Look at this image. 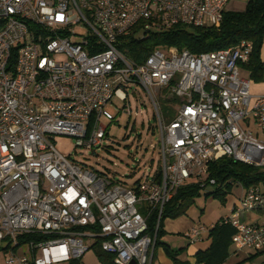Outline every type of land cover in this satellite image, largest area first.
Returning a JSON list of instances; mask_svg holds the SVG:
<instances>
[{
    "label": "built area",
    "instance_id": "2783aa9c",
    "mask_svg": "<svg viewBox=\"0 0 264 264\" xmlns=\"http://www.w3.org/2000/svg\"><path fill=\"white\" fill-rule=\"evenodd\" d=\"M229 0H0V242L5 264L80 259L95 243L112 264H152L163 208L185 184L207 178L211 162L229 157L264 168V93L240 67L249 40L193 53L156 46L140 60L126 56L130 37L175 25L214 26ZM165 51L168 54H165ZM140 86L154 108L160 164L124 186L55 147L56 136L95 151L107 139L113 111ZM178 102L165 122L157 94ZM127 112V111H126ZM221 219L235 228L237 250L264 249V191L245 188ZM156 218V220H155ZM151 219L154 223L151 224ZM204 226L187 236L202 240ZM30 235L22 242V236ZM26 245L31 255L16 253ZM39 251L38 256L36 252Z\"/></svg>",
    "mask_w": 264,
    "mask_h": 264
},
{
    "label": "rangeland",
    "instance_id": "374dc122",
    "mask_svg": "<svg viewBox=\"0 0 264 264\" xmlns=\"http://www.w3.org/2000/svg\"><path fill=\"white\" fill-rule=\"evenodd\" d=\"M248 0H229L225 6L227 11H243ZM260 48V57L264 58V35ZM165 54H168L165 51ZM241 75L250 77L248 69L240 67ZM251 92H264V84L254 82L251 85ZM158 106L165 122L175 117L174 107L178 106L175 100L165 98L161 93L157 94ZM116 106L123 107L120 112L113 111L116 121L109 122L102 120L107 125V139L103 147L95 151L74 146V138L70 136H56L53 139L55 147L64 155L84 164L102 174L113 176L124 186H130L135 182L143 181L146 176L152 175L160 164L158 153L159 135L155 130L156 120L154 108L140 86H133L128 89V99H113ZM127 111V112H126ZM252 130L264 139V133H260L254 126ZM193 183V181H190ZM226 183H231L226 186ZM218 185L202 187L199 193L195 194L185 207L176 215H166L161 222L162 233L159 236L155 248V256L152 264H173L166 255L164 247L179 251L178 258L191 260L193 251L205 247L209 240L206 230L202 233L203 241H193L187 233L193 227L204 226L207 231L219 220L229 216L231 206L236 197L240 194V183L238 181H226L221 186V194L213 192ZM253 213V212H251ZM250 213L244 215L246 220ZM6 241L0 242V264H5V258L9 251L3 250ZM236 249L234 244L229 246V255L225 258L224 264H264V249L254 251L249 249L238 250V254H232ZM31 255L25 245L17 247L16 253ZM98 248L90 247L78 260L76 264H104L98 256ZM36 254L39 256L40 252ZM110 262V259H108ZM70 262H58L57 264H69ZM112 264V262L108 263Z\"/></svg>",
    "mask_w": 264,
    "mask_h": 264
},
{
    "label": "trees",
    "instance_id": "16d2710c",
    "mask_svg": "<svg viewBox=\"0 0 264 264\" xmlns=\"http://www.w3.org/2000/svg\"><path fill=\"white\" fill-rule=\"evenodd\" d=\"M262 35H264V0H248L243 11L224 10L222 21L217 27L175 25L165 31L150 32L142 40L132 36L129 38L131 46L124 47L123 51L129 58L140 61L149 50L156 46H176L180 50L188 49L193 53H200L229 47L241 40H249L252 43V51L245 67L254 82H261L264 81V61L260 58ZM208 168L207 178H213L220 184L213 192L216 195L221 194V186L226 181L233 180L238 181L245 188L261 186L264 190V168L238 162L229 157H221L211 162ZM230 185L231 183H226V186ZM201 188L197 183H188L175 190L163 208L155 247L162 233L161 222L164 216L176 215L184 211L190 199L199 193ZM152 223L154 219H151ZM235 231L229 223L217 221L207 233L208 245L194 253V264H221L229 254V246ZM29 237L30 235L22 236L24 238L22 242ZM93 246L98 248V256L104 264L112 262V256L104 253L98 243ZM180 250L175 251L164 247L166 255L173 264H191L188 260L178 258ZM75 260L77 259H72L71 264H74Z\"/></svg>",
    "mask_w": 264,
    "mask_h": 264
},
{
    "label": "crops",
    "instance_id": "0c3cea01",
    "mask_svg": "<svg viewBox=\"0 0 264 264\" xmlns=\"http://www.w3.org/2000/svg\"><path fill=\"white\" fill-rule=\"evenodd\" d=\"M261 60L262 61H264V58H262V55H261ZM246 64V63H245ZM245 64L244 65H242V66H244L245 67ZM248 75H249V73H248ZM250 78V77H249ZM251 79V78H250ZM251 81H252V84L254 83V81L251 79ZM257 83H262V84H264V81H261V82H257ZM251 84V85H252ZM253 93V92H252ZM261 93H264V92H261ZM260 92L259 93H253V94H261ZM260 188H261V190H262V187L261 186H259ZM240 189H241V191H240V194H239V196L241 195V192H242V188H241V184H240ZM262 191H264V190H262ZM237 198L238 197H236V199H235V201L233 202V204H232V206L234 205V204H236V202H237ZM231 206V207H232ZM250 215V217H248L246 220H245V222H262V221H264V211H254L253 213H250L249 214ZM243 219H244V216H243ZM206 234L208 233V231L206 230V232H205ZM203 239L202 240H200V241H203L204 239H205V237H204V235H203V237H202ZM199 241V242H200ZM208 245V244H207ZM206 245V246H207ZM26 246V245H25ZM205 246V247H206ZM27 247V246H26ZM205 247H203V248H205ZM28 248V247H27ZM203 248H200V249H203ZM3 250H6L5 249V247L3 248ZM250 250V249H249ZM7 251V250H6ZM197 250H194L193 251V255H194V253L196 252ZM254 251H260V250H254ZM238 250L237 249H233V252H232V254H238ZM23 253H25V251L23 252ZM22 254V253H21ZM26 254V253H25ZM229 255V254H228ZM78 260V259H77ZM64 262H70L69 264H71V260L70 261H64ZM74 262V264H76V262L75 261H73ZM189 262L191 263V264H194V262H195V258H194V256H193V258L191 259V260H189ZM57 264V263H56ZM221 264H224V261L221 263Z\"/></svg>",
    "mask_w": 264,
    "mask_h": 264
},
{
    "label": "water",
    "instance_id": "95a60500",
    "mask_svg": "<svg viewBox=\"0 0 264 264\" xmlns=\"http://www.w3.org/2000/svg\"><path fill=\"white\" fill-rule=\"evenodd\" d=\"M131 264H134V262H132Z\"/></svg>",
    "mask_w": 264,
    "mask_h": 264
}]
</instances>
